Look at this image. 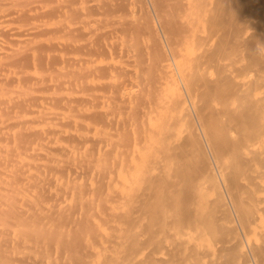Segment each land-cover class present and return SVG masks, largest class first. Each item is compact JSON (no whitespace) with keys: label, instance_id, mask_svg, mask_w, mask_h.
<instances>
[{"label":"bare ground","instance_id":"obj_1","mask_svg":"<svg viewBox=\"0 0 264 264\" xmlns=\"http://www.w3.org/2000/svg\"><path fill=\"white\" fill-rule=\"evenodd\" d=\"M0 264H264V0H10Z\"/></svg>","mask_w":264,"mask_h":264},{"label":"rangeland","instance_id":"obj_2","mask_svg":"<svg viewBox=\"0 0 264 264\" xmlns=\"http://www.w3.org/2000/svg\"><path fill=\"white\" fill-rule=\"evenodd\" d=\"M12 5L10 0H0V48L7 45V32L10 29L12 18Z\"/></svg>","mask_w":264,"mask_h":264}]
</instances>
